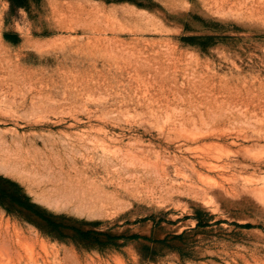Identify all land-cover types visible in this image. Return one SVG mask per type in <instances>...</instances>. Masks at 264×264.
Masks as SVG:
<instances>
[{
	"label": "rangeland",
	"instance_id": "rangeland-1",
	"mask_svg": "<svg viewBox=\"0 0 264 264\" xmlns=\"http://www.w3.org/2000/svg\"><path fill=\"white\" fill-rule=\"evenodd\" d=\"M0 264H264V0H0Z\"/></svg>",
	"mask_w": 264,
	"mask_h": 264
},
{
	"label": "bare ground",
	"instance_id": "bare-ground-1",
	"mask_svg": "<svg viewBox=\"0 0 264 264\" xmlns=\"http://www.w3.org/2000/svg\"><path fill=\"white\" fill-rule=\"evenodd\" d=\"M94 192V191H93ZM97 193V192H96Z\"/></svg>",
	"mask_w": 264,
	"mask_h": 264
}]
</instances>
